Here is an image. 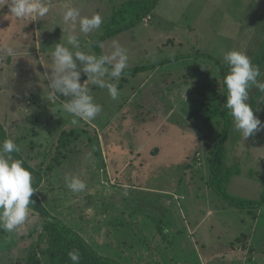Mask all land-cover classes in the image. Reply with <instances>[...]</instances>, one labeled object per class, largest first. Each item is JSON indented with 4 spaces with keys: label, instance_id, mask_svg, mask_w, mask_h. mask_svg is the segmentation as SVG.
Wrapping results in <instances>:
<instances>
[{
    "label": "rangeland",
    "instance_id": "374dc122",
    "mask_svg": "<svg viewBox=\"0 0 264 264\" xmlns=\"http://www.w3.org/2000/svg\"><path fill=\"white\" fill-rule=\"evenodd\" d=\"M6 1L0 123L40 173L35 194L48 213L131 264H264V206L238 210L214 191L209 151L222 120H205L208 107L223 105L221 93L234 97L223 169L238 165L240 175L222 187L258 200L264 58L254 60L264 55V0H159L147 23L101 44L117 70L178 57L133 75L110 72L92 49L112 7L126 0H28L25 12L21 0ZM201 75L220 94L206 107L195 88ZM64 130L79 134L58 152ZM34 180L0 151V264H21L28 233L45 220L17 198Z\"/></svg>",
    "mask_w": 264,
    "mask_h": 264
},
{
    "label": "trees",
    "instance_id": "16d2710c",
    "mask_svg": "<svg viewBox=\"0 0 264 264\" xmlns=\"http://www.w3.org/2000/svg\"><path fill=\"white\" fill-rule=\"evenodd\" d=\"M157 2L158 0H126L122 4L112 7L108 20L103 25L102 30L99 31L97 38H94L95 40L92 42V49L97 59L107 68V70L114 73L133 75L140 71L152 72L158 67H162L165 64L176 62L178 60V57L173 56L156 62L155 64L117 70L107 63L101 51V44L104 41L138 25L153 12L156 8ZM204 55L209 56L206 54ZM263 58L264 55L256 56L254 66L259 65ZM214 83L215 82L208 80L202 75L197 79L195 88L201 95L206 94L205 97L208 99L202 103V106H210L211 103L209 102L217 100L218 96H220ZM223 89H225V86H223ZM244 92L245 91H243L242 94ZM237 96H239L237 97L238 99L241 94H238ZM221 97L223 105L220 106L219 103L214 108L208 107V112H210V114L207 118L205 117V120H208L209 117L219 116L222 120V127L217 141L212 144L209 151V183L218 196L224 200L228 206L238 210H259L264 206L263 180V190L258 200L231 196L222 187V183L226 177L240 175V171L238 165H232L223 169V160L225 159L226 152L225 143L229 138L228 127L231 125L230 109L234 97L229 99L226 91H224V96L223 93H221ZM196 118L197 117L194 116V113H191L188 120L192 124H195ZM74 133L75 135L79 134L75 130L61 131L56 145V150H58V152L68 146L72 140L70 137ZM4 148L12 152L21 167L29 175L35 177L31 186L18 193L19 196H17V198L22 197L24 201L31 203L34 209L45 218L41 224L28 233L27 239L29 242L24 247V256L21 258V264H131L104 254L83 238L75 229L70 228L61 220L48 213L35 194L36 189L42 182L40 173L23 161L21 156L16 152L14 146H12L7 139L6 132L0 123V151Z\"/></svg>",
    "mask_w": 264,
    "mask_h": 264
},
{
    "label": "crops",
    "instance_id": "0c3cea01",
    "mask_svg": "<svg viewBox=\"0 0 264 264\" xmlns=\"http://www.w3.org/2000/svg\"><path fill=\"white\" fill-rule=\"evenodd\" d=\"M6 2L5 4H4V6L5 5H7L8 4V1H6V0H2V2ZM22 1V7H21V9H22V11L23 12H25V10H26V6H28V0H21ZM29 1H31V0H29ZM158 2H159V0H158ZM158 2H157V4H158ZM259 18V17H258ZM259 29H260V27H259ZM151 201V200H150ZM153 203H152V201H151V207H155V206H153L152 205ZM151 209V208H150ZM150 209H148V210H150Z\"/></svg>",
    "mask_w": 264,
    "mask_h": 264
},
{
    "label": "built area",
    "instance_id": "2783aa9c",
    "mask_svg": "<svg viewBox=\"0 0 264 264\" xmlns=\"http://www.w3.org/2000/svg\"><path fill=\"white\" fill-rule=\"evenodd\" d=\"M150 20V16H147L145 19H144V22H148Z\"/></svg>",
    "mask_w": 264,
    "mask_h": 264
}]
</instances>
